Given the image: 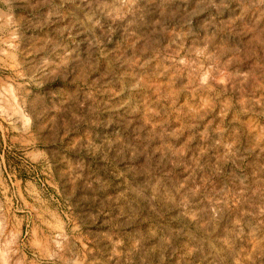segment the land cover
Returning a JSON list of instances; mask_svg holds the SVG:
<instances>
[{
  "label": "rangeland",
  "instance_id": "374dc122",
  "mask_svg": "<svg viewBox=\"0 0 264 264\" xmlns=\"http://www.w3.org/2000/svg\"><path fill=\"white\" fill-rule=\"evenodd\" d=\"M0 264H264V0H0Z\"/></svg>",
  "mask_w": 264,
  "mask_h": 264
},
{
  "label": "trees",
  "instance_id": "16d2710c",
  "mask_svg": "<svg viewBox=\"0 0 264 264\" xmlns=\"http://www.w3.org/2000/svg\"><path fill=\"white\" fill-rule=\"evenodd\" d=\"M6 165H8V159H6Z\"/></svg>",
  "mask_w": 264,
  "mask_h": 264
}]
</instances>
